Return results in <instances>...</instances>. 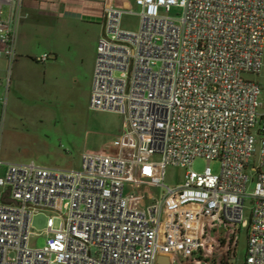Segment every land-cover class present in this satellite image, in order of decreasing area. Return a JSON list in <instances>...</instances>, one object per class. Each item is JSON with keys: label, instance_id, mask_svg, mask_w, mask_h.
Wrapping results in <instances>:
<instances>
[{"label": "built area", "instance_id": "2783aa9c", "mask_svg": "<svg viewBox=\"0 0 264 264\" xmlns=\"http://www.w3.org/2000/svg\"><path fill=\"white\" fill-rule=\"evenodd\" d=\"M24 2L0 0L4 97ZM135 3V13L105 7L90 97L92 110L124 116L120 135L84 152L77 170L8 164L0 190L17 204H0V264H229L247 198L244 264H264L262 86L246 78L263 68L264 0ZM126 13L139 17L138 30L122 28ZM197 158L208 162L202 173L192 169ZM169 166L185 170L181 184L165 185ZM45 210L54 213L48 238L33 246L41 233L32 219Z\"/></svg>", "mask_w": 264, "mask_h": 264}, {"label": "rangeland", "instance_id": "374dc122", "mask_svg": "<svg viewBox=\"0 0 264 264\" xmlns=\"http://www.w3.org/2000/svg\"><path fill=\"white\" fill-rule=\"evenodd\" d=\"M136 8L134 7L135 11ZM122 23L124 28L138 30L139 17L132 14L125 15ZM70 27L75 29L73 34L70 35L66 30L59 43L65 48L69 44L74 45L71 52L66 49L60 63L52 59L41 64L31 58L26 59L24 76L15 82L6 97L3 96L6 106L4 110L2 108L0 110L1 127L7 132L0 147L15 162H35L42 167L77 170L81 167L84 152L106 148L123 129L122 114L92 110L90 106L92 72L96 58L91 57L90 53L82 58V52L85 49L84 44L90 45L94 41L96 27L82 24H73ZM89 48L91 50V47ZM3 69L5 71V68ZM14 69L15 63L12 74ZM74 69L78 73L76 77L69 72ZM6 75L5 73V86ZM246 78L256 80L262 86L260 100L264 110V54L261 74L258 77L246 76ZM3 91L5 92V88ZM256 161L257 159L254 158L253 166H257ZM206 167L208 162L203 158H197L192 165V169L198 173H202ZM210 167L215 174L220 173V161H212ZM184 173L185 170L182 168L169 166L166 170L165 185L181 184ZM247 173L250 177L247 192L251 193L255 184V171L249 168ZM154 190L159 193L158 189ZM252 206L251 199L247 198L244 205L245 222L237 233V246L232 252L229 264L245 262ZM50 215L54 213L45 210L33 217L34 232L41 233L39 237L31 238L33 245L35 243L38 247L45 245V230ZM60 222V217L56 218L55 227H58ZM219 251L221 258L224 253L222 250Z\"/></svg>", "mask_w": 264, "mask_h": 264}, {"label": "crops", "instance_id": "0c3cea01", "mask_svg": "<svg viewBox=\"0 0 264 264\" xmlns=\"http://www.w3.org/2000/svg\"><path fill=\"white\" fill-rule=\"evenodd\" d=\"M108 5L126 11H133L134 13L137 12L134 9V7H137L135 0H25L23 6L24 18L19 28L17 40V59L15 61L14 73H11V80L7 93L9 94L15 82H18V80L24 76L26 72V59L31 58L33 61L41 64L47 63L52 59L56 63H60L65 50L68 49V51L71 52L74 45L69 44L68 47L65 48L59 43V39L65 34L66 30L70 35L73 34L75 29H72L70 25L82 24L96 27L94 41L90 45L88 43L84 44L85 49L82 52V58L89 53L91 57L93 56L96 58L99 40L105 33V7ZM9 13L10 7L5 5L3 18H7ZM125 15L130 14L126 13L124 16ZM122 28L131 30L124 28L123 23ZM89 47H91V50ZM1 49L2 44L0 42V50ZM44 55H48L49 59L45 62H38L37 59ZM0 63L2 64L0 67V105H2V98L5 96L6 92L4 83L7 60L5 58L2 60L0 59ZM3 68H5V71ZM69 72L73 77H76L78 74L76 69L69 70ZM4 88L5 92H2ZM1 122L2 117H0V144L2 145L7 130L5 131V129L1 127ZM11 159L10 155L3 152L0 147V160L2 162L0 165V176H4L8 164L18 163ZM2 203H13L7 189L0 190V204ZM45 235L47 239L48 236L47 234ZM33 246H37V243ZM215 257L217 258L218 255L215 254Z\"/></svg>", "mask_w": 264, "mask_h": 264}, {"label": "water", "instance_id": "95a60500", "mask_svg": "<svg viewBox=\"0 0 264 264\" xmlns=\"http://www.w3.org/2000/svg\"><path fill=\"white\" fill-rule=\"evenodd\" d=\"M14 204H17V202L13 201Z\"/></svg>", "mask_w": 264, "mask_h": 264}, {"label": "bare ground", "instance_id": "6f19581e", "mask_svg": "<svg viewBox=\"0 0 264 264\" xmlns=\"http://www.w3.org/2000/svg\"><path fill=\"white\" fill-rule=\"evenodd\" d=\"M165 257H168V255H164Z\"/></svg>", "mask_w": 264, "mask_h": 264}]
</instances>
